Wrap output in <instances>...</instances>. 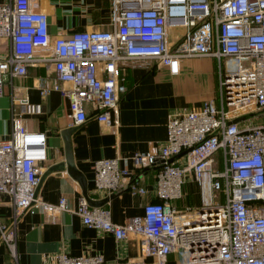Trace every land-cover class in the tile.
<instances>
[{
	"label": "built area",
	"instance_id": "2783aa9c",
	"mask_svg": "<svg viewBox=\"0 0 264 264\" xmlns=\"http://www.w3.org/2000/svg\"><path fill=\"white\" fill-rule=\"evenodd\" d=\"M109 2L110 29L53 39L34 0L0 3V37L10 42L0 58V95L6 77L43 65L53 77L40 94L59 91L72 123L85 121L88 104L97 122L115 126L110 115L117 117L126 90L120 62L152 59L173 75L180 59L210 56L216 60L217 103L205 100L171 113L158 152L130 156L133 172L120 167L117 157L92 162L94 188L108 196L120 188L144 194L136 181L124 179L156 168V200L145 203L141 215L115 223L106 208L89 205L84 196L71 210L83 225L117 241L135 237L138 258L105 261L98 254L60 253L54 264H167L169 257L177 264H264V0ZM18 103L26 110L25 98ZM44 141V133L26 130L18 115L9 136L0 138V195L9 196L13 213L10 223H0V243L13 264V222L20 215L38 212L53 221L68 211L65 197L49 203L36 192ZM188 178L197 184L199 207L178 213L173 202Z\"/></svg>",
	"mask_w": 264,
	"mask_h": 264
},
{
	"label": "crops",
	"instance_id": "0c3cea01",
	"mask_svg": "<svg viewBox=\"0 0 264 264\" xmlns=\"http://www.w3.org/2000/svg\"><path fill=\"white\" fill-rule=\"evenodd\" d=\"M7 1L0 0V3ZM34 7L46 15L51 39L76 31L111 28L109 0H34ZM9 50V39L0 37V58ZM120 66L126 90L118 101L117 117L110 115L115 126L97 122L88 104L85 121L74 124L68 101L59 91L50 90L41 95L40 90L51 83V68L28 66L26 75L6 77L0 95V138L9 136L12 117L17 115L26 130L44 133L45 159L38 162L40 175L36 192L49 203L65 197L68 209L53 221L41 213L26 211L13 222L16 264H54L60 253L72 257L98 254L105 261L138 258L135 237L117 241L109 233L83 225L71 210L78 198L84 196L88 203H99L89 205L106 208L112 222L121 224L131 216L141 215L143 205L156 200L153 196L155 166L144 167L124 179L126 183L136 181L144 188V194L120 188L108 196L94 188L92 162L117 157L120 167L133 172L130 156L158 152L171 113L197 108L205 100L217 103V69L215 58L210 56L180 59L178 73L173 75L152 59L126 60ZM21 98L27 100L26 110L18 103ZM62 131H67L66 142ZM67 152L82 182L65 165L50 169L66 161ZM173 205L178 213H192L199 207L198 187L191 178L184 182L182 197ZM12 214L9 196L1 194L0 223H10ZM171 261L169 257L167 264ZM0 264H13L1 243Z\"/></svg>",
	"mask_w": 264,
	"mask_h": 264
},
{
	"label": "water",
	"instance_id": "95a60500",
	"mask_svg": "<svg viewBox=\"0 0 264 264\" xmlns=\"http://www.w3.org/2000/svg\"><path fill=\"white\" fill-rule=\"evenodd\" d=\"M65 132H67V131H62V132H61V136L64 137V141L66 142V139H65ZM169 161H170V160H169ZM63 165H65L67 171H68L71 175H73V176H74L75 178H77L80 182H82V177H81V175H80V174L74 169V167H73V165H72V163H71L69 152H67V160H66V161H64L63 163L61 162V163H58V164H56V165H53L50 169H51V170H54V169H58V168H63ZM36 189H37V187H36ZM87 201H88V200H87ZM89 203L92 204V205H97V204H99L98 201H94V203H92V202H89Z\"/></svg>",
	"mask_w": 264,
	"mask_h": 264
},
{
	"label": "rangeland",
	"instance_id": "374dc122",
	"mask_svg": "<svg viewBox=\"0 0 264 264\" xmlns=\"http://www.w3.org/2000/svg\"><path fill=\"white\" fill-rule=\"evenodd\" d=\"M175 32H180V29H175ZM169 264H177L176 262H174V261H171V263H169Z\"/></svg>",
	"mask_w": 264,
	"mask_h": 264
}]
</instances>
